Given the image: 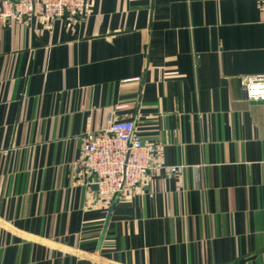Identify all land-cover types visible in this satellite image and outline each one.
Masks as SVG:
<instances>
[{
  "label": "crops",
  "instance_id": "0c3cea01",
  "mask_svg": "<svg viewBox=\"0 0 264 264\" xmlns=\"http://www.w3.org/2000/svg\"><path fill=\"white\" fill-rule=\"evenodd\" d=\"M0 22V264H264V0H95ZM133 122L179 176L103 206L82 139Z\"/></svg>",
  "mask_w": 264,
  "mask_h": 264
},
{
  "label": "built area",
  "instance_id": "2783aa9c",
  "mask_svg": "<svg viewBox=\"0 0 264 264\" xmlns=\"http://www.w3.org/2000/svg\"><path fill=\"white\" fill-rule=\"evenodd\" d=\"M95 0H0V22L31 21L48 23L56 20L72 25L92 13ZM242 87L247 99L264 101V76L244 77ZM89 179L86 185L98 188L90 201L103 206L115 199L142 194L149 181L160 173L173 177L184 172V166L165 165L161 144L145 142L133 122H113L106 132L82 139L76 162Z\"/></svg>",
  "mask_w": 264,
  "mask_h": 264
},
{
  "label": "water",
  "instance_id": "95a60500",
  "mask_svg": "<svg viewBox=\"0 0 264 264\" xmlns=\"http://www.w3.org/2000/svg\"><path fill=\"white\" fill-rule=\"evenodd\" d=\"M95 189L98 190L97 187H95ZM117 201H118V199H115V201H114L113 204H112V208H111V210L114 208V205L116 204Z\"/></svg>",
  "mask_w": 264,
  "mask_h": 264
}]
</instances>
